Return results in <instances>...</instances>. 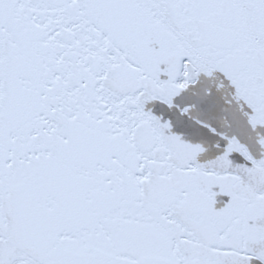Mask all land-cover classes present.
<instances>
[{"label":"snow or ice","instance_id":"obj_1","mask_svg":"<svg viewBox=\"0 0 264 264\" xmlns=\"http://www.w3.org/2000/svg\"><path fill=\"white\" fill-rule=\"evenodd\" d=\"M0 264H264V0H0Z\"/></svg>","mask_w":264,"mask_h":264}]
</instances>
